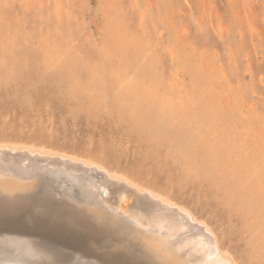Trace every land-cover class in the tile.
Segmentation results:
<instances>
[{"label": "rangeland", "instance_id": "374dc122", "mask_svg": "<svg viewBox=\"0 0 264 264\" xmlns=\"http://www.w3.org/2000/svg\"><path fill=\"white\" fill-rule=\"evenodd\" d=\"M1 136L154 177L239 264H264V0H0ZM43 181L0 201L13 264H162Z\"/></svg>", "mask_w": 264, "mask_h": 264}, {"label": "bare ground", "instance_id": "6f19581e", "mask_svg": "<svg viewBox=\"0 0 264 264\" xmlns=\"http://www.w3.org/2000/svg\"><path fill=\"white\" fill-rule=\"evenodd\" d=\"M209 101H213V97L209 98ZM218 107L227 110L224 100L220 101ZM249 147V151H251V149L253 150V146ZM95 158L96 157H91L90 155L82 156L67 150L64 151L62 149H55L54 147L44 144L39 145L34 141H14L11 137L1 136L0 201H6V205L7 202L13 204L17 198L31 191V189L35 187L36 183L43 180H48V182L52 181L54 183H63L74 188L78 195L82 197L83 201L79 202L81 205L87 204L92 207L93 211H100L107 216V220L110 221L113 226H117V230H119V232H114L110 229L106 235V238L115 241L116 245V242H118V244L119 242L121 244H128L129 240L131 241L132 233L135 235L136 232H132L131 234L123 233L125 226L130 224L133 231L136 230L138 232L137 234H139L141 239L140 241H142L141 243L143 244L142 247L145 246V248L149 249L153 254V257L157 260L160 259L162 264H239L238 259L234 256V254L222 245L220 241L222 238H220L209 222L199 216L192 208L176 200L174 194L170 190L159 189L158 185L155 184L157 181L154 177H152L153 179H150L149 177L141 174L139 175L133 172L130 173L119 170L120 168L115 169L105 164L102 160H97ZM49 183L51 184V182ZM78 199L80 198L78 197ZM32 200L28 203H31ZM41 203L46 204L47 202ZM50 203L48 202L46 204L47 209L48 204L51 205ZM25 205L29 206L30 204L26 203ZM54 206L52 205V208ZM56 207L58 208L61 206ZM17 208L18 207H16V209ZM43 208L44 207H42V209ZM10 209L12 210V208ZM45 209L46 208H44V210ZM76 209L77 208H75V210ZM3 212L4 210L0 209V214H3ZM39 213L43 214L38 211V214ZM73 213L74 212L72 211L71 214ZM38 214L35 213L34 215L38 216ZM58 214L60 215V213ZM68 214L66 215L67 217L69 216ZM71 214L69 217L70 219L68 220H74V216L78 218L77 215L80 213H74L76 215H73V217ZM79 216L82 215L80 214ZM82 218L83 217H81L80 220H82ZM87 220L89 221V218ZM90 224L92 225V223ZM105 225L106 224H104V226ZM14 226L16 227V225ZM73 227H75V225ZM101 227L103 228V224ZM137 234L135 236L138 237ZM140 241L138 239V242ZM106 242L107 241H104L105 244ZM110 244L109 246H111ZM132 245L136 244L131 243V246ZM124 246L122 248H124ZM115 248H117V246ZM145 248L141 249L145 250ZM134 254L132 253L134 256V258L132 257L133 259H135L136 256ZM140 254L142 257V253ZM11 255L12 253L9 249H0V264H13L14 260ZM104 255L105 253L99 256L103 257ZM128 255L131 257L130 254ZM34 257L35 256L33 255V258ZM144 262H146L145 259ZM150 262H148V264Z\"/></svg>", "mask_w": 264, "mask_h": 264}, {"label": "snow or ice", "instance_id": "6c2138e0", "mask_svg": "<svg viewBox=\"0 0 264 264\" xmlns=\"http://www.w3.org/2000/svg\"><path fill=\"white\" fill-rule=\"evenodd\" d=\"M52 210H55L54 208Z\"/></svg>", "mask_w": 264, "mask_h": 264}]
</instances>
